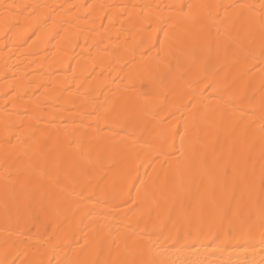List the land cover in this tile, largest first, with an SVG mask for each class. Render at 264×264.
I'll use <instances>...</instances> for the list:
<instances>
[{
  "label": "bare ground",
  "instance_id": "1",
  "mask_svg": "<svg viewBox=\"0 0 264 264\" xmlns=\"http://www.w3.org/2000/svg\"><path fill=\"white\" fill-rule=\"evenodd\" d=\"M262 3L0 0V264H264Z\"/></svg>",
  "mask_w": 264,
  "mask_h": 264
},
{
  "label": "snow or ice",
  "instance_id": "2",
  "mask_svg": "<svg viewBox=\"0 0 264 264\" xmlns=\"http://www.w3.org/2000/svg\"><path fill=\"white\" fill-rule=\"evenodd\" d=\"M5 9L7 10L8 8L12 7V6H9V5H4ZM243 7V6H242ZM260 15H261V24H264V3H262L260 5ZM125 264H127V262H125ZM133 264H135V262H133Z\"/></svg>",
  "mask_w": 264,
  "mask_h": 264
}]
</instances>
